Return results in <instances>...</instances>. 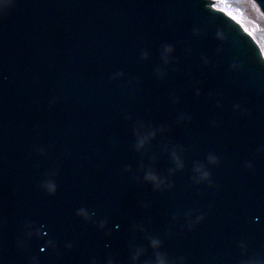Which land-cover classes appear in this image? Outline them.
<instances>
[{"label": "water", "instance_id": "95a60500", "mask_svg": "<svg viewBox=\"0 0 264 264\" xmlns=\"http://www.w3.org/2000/svg\"><path fill=\"white\" fill-rule=\"evenodd\" d=\"M211 5L0 9V264H264V59Z\"/></svg>", "mask_w": 264, "mask_h": 264}, {"label": "rangeland", "instance_id": "374dc122", "mask_svg": "<svg viewBox=\"0 0 264 264\" xmlns=\"http://www.w3.org/2000/svg\"><path fill=\"white\" fill-rule=\"evenodd\" d=\"M240 1L242 0H215L214 5L216 8L225 11L228 13L231 17L236 19L243 27L244 29L258 42V44L261 46L262 42L259 39L258 35L256 34L257 31L253 28V26L250 24L252 21V18L248 15L243 14V11L241 10V4ZM253 2L252 0H248ZM254 3V2H253ZM263 16V15H262ZM264 17V16H263ZM250 22V23H249ZM263 48V47H261Z\"/></svg>", "mask_w": 264, "mask_h": 264}, {"label": "clouds", "instance_id": "9594fccd", "mask_svg": "<svg viewBox=\"0 0 264 264\" xmlns=\"http://www.w3.org/2000/svg\"><path fill=\"white\" fill-rule=\"evenodd\" d=\"M165 47H166V51H171V45H167V46H165ZM144 55L147 56V52H145ZM154 134H155V133H152V135H154ZM144 143H145V137L142 136V135H140V134L138 133V138H137V148L139 149V148L143 147ZM210 159L215 160L216 157H215V156H212V157H210ZM203 175H204L205 177H207V176L209 175V173H208L207 171H205V172L203 173ZM145 179H148V180H157V177H156L154 174H152V173H146V174H145ZM45 186H46V187H49V190H50V191H55L54 186H50L49 184H46ZM77 213H78V214H84V215H87V213L85 212L84 209H78V210H77ZM92 215H95V213H92ZM200 218H202V216H201ZM151 245H152V248H153V249H158L159 246L161 245V241H160L158 238H153V239L151 240ZM69 246H71V245H69ZM138 256H139V253L137 252V253L133 256V259H137ZM93 264H95V262H93ZM109 264H112V262L109 261ZM154 264H168V261H167L166 257H165L163 254H161L159 251H157V252H156V256H155ZM250 264H259V262H255V261H253V262H250Z\"/></svg>", "mask_w": 264, "mask_h": 264}, {"label": "bare ground", "instance_id": "6f19581e", "mask_svg": "<svg viewBox=\"0 0 264 264\" xmlns=\"http://www.w3.org/2000/svg\"><path fill=\"white\" fill-rule=\"evenodd\" d=\"M241 4V10L243 11V14L248 15L252 18L251 25L253 28L257 31V35L259 39L262 42L261 47L264 52V17L260 13L258 7L255 3L248 1V0H242L240 1Z\"/></svg>", "mask_w": 264, "mask_h": 264}, {"label": "snow or ice", "instance_id": "6c2138e0", "mask_svg": "<svg viewBox=\"0 0 264 264\" xmlns=\"http://www.w3.org/2000/svg\"><path fill=\"white\" fill-rule=\"evenodd\" d=\"M8 2H9V0H0V9H2L5 6V4H7ZM214 7H215V5H214ZM257 220H259V217H257ZM42 251H43V249H42Z\"/></svg>", "mask_w": 264, "mask_h": 264}]
</instances>
